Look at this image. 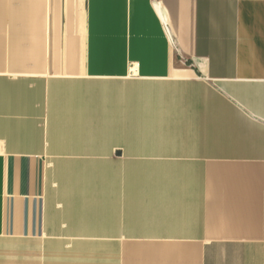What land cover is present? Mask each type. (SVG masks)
I'll return each instance as SVG.
<instances>
[{"label": "crops", "instance_id": "1", "mask_svg": "<svg viewBox=\"0 0 264 264\" xmlns=\"http://www.w3.org/2000/svg\"><path fill=\"white\" fill-rule=\"evenodd\" d=\"M0 264H264V0H0Z\"/></svg>", "mask_w": 264, "mask_h": 264}]
</instances>
